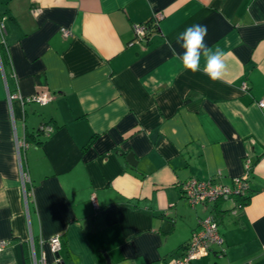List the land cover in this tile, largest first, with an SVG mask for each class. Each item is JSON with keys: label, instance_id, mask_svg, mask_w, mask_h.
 I'll return each instance as SVG.
<instances>
[{"label": "crops", "instance_id": "0c3cea01", "mask_svg": "<svg viewBox=\"0 0 264 264\" xmlns=\"http://www.w3.org/2000/svg\"><path fill=\"white\" fill-rule=\"evenodd\" d=\"M157 12L137 41L134 26ZM0 14V264H31L32 244L58 264L54 235L60 264H167L208 215L223 243L191 264H264V0H0ZM193 24L229 54L222 80L185 71L170 50L183 52L176 36ZM41 125L50 135L21 151L26 208L16 140ZM242 176L241 208L193 209L181 193L189 179Z\"/></svg>", "mask_w": 264, "mask_h": 264}, {"label": "built area", "instance_id": "2783aa9c", "mask_svg": "<svg viewBox=\"0 0 264 264\" xmlns=\"http://www.w3.org/2000/svg\"><path fill=\"white\" fill-rule=\"evenodd\" d=\"M163 16L160 12L154 13L150 26L159 25ZM5 18L0 16V46L4 47L7 51L6 42V25ZM135 38L137 41H142L148 35L149 25H135L134 26ZM61 33L64 36H69L71 33L62 29ZM243 92L248 90L246 83L241 86ZM7 100L11 103L14 100H20L22 105L25 104H38L41 106L46 105L49 102V97L46 93H41L40 95L22 99L18 94L8 93ZM260 108H264V100L258 102ZM39 131L48 137L51 133V128L48 125H41ZM27 142L25 140H16V151L18 155V162L20 167V177H21V189L24 204L27 208L28 200L31 196L30 178L28 173L23 169L21 151L27 148ZM249 168V161L246 162V169ZM246 176V175H245ZM242 176L241 178H235L232 181V185H225L223 183L211 181H200L197 179H189L181 185V193L184 199L188 202V205L193 209L197 207H206L218 202H231L234 207L241 208L243 206L240 200H243L246 195H248L249 186L247 183V177ZM92 206L97 209V203L94 198H92ZM40 241L39 243H41ZM33 243V242H32ZM223 243L222 235L219 232V225L217 220L208 215L198 222V228L191 233L190 239L183 250V253L179 257H172L167 264H191L193 261L201 259L207 256L214 247L220 248ZM7 242H0V252L6 247ZM48 245L51 253L54 255L58 254L61 250V239L60 235H54L48 240ZM31 264H46V256L43 252L38 256L32 244L31 248ZM58 264L61 263L59 258H56Z\"/></svg>", "mask_w": 264, "mask_h": 264}, {"label": "clouds", "instance_id": "9594fccd", "mask_svg": "<svg viewBox=\"0 0 264 264\" xmlns=\"http://www.w3.org/2000/svg\"><path fill=\"white\" fill-rule=\"evenodd\" d=\"M207 27L201 24L188 26L183 32L178 33L176 42L183 49L182 53H177L174 47L170 50L180 61L185 71L192 73L203 72L208 78L216 82L222 80L228 71L226 57L229 55L219 47L213 49L205 43ZM204 60L201 67V60Z\"/></svg>", "mask_w": 264, "mask_h": 264}, {"label": "trees", "instance_id": "16d2710c", "mask_svg": "<svg viewBox=\"0 0 264 264\" xmlns=\"http://www.w3.org/2000/svg\"><path fill=\"white\" fill-rule=\"evenodd\" d=\"M0 16H1V17H4V16H2L1 14H0ZM4 18H5V20H6V17H4ZM5 23H6V21H5ZM150 24H151V21L147 23V25H149V32H150V31H153V30H155V29H157L158 25H154V27H152V26H150ZM5 25H6V24H5ZM148 34H149V33H148ZM0 49L4 50V51L6 52V50H5L4 47L0 46ZM38 128H39V127H38ZM38 128H37V130H36L35 133H33V134H31V135L27 134V135L25 136V140H26V142H28V141H30V140H32V139H35V140H36V138L39 137L40 135L44 136V134H43L42 132H40ZM248 198H249L248 195H246V197H245L243 200L246 201ZM185 247H186V246H185ZM185 247H184V248H185Z\"/></svg>", "mask_w": 264, "mask_h": 264}, {"label": "water", "instance_id": "95a60500", "mask_svg": "<svg viewBox=\"0 0 264 264\" xmlns=\"http://www.w3.org/2000/svg\"><path fill=\"white\" fill-rule=\"evenodd\" d=\"M127 160L129 161L130 164L134 165V162H133V155L132 154H129L127 156ZM56 258H59V253L56 254Z\"/></svg>", "mask_w": 264, "mask_h": 264}, {"label": "rangeland", "instance_id": "374dc122", "mask_svg": "<svg viewBox=\"0 0 264 264\" xmlns=\"http://www.w3.org/2000/svg\"><path fill=\"white\" fill-rule=\"evenodd\" d=\"M229 203V202H228Z\"/></svg>", "mask_w": 264, "mask_h": 264}]
</instances>
